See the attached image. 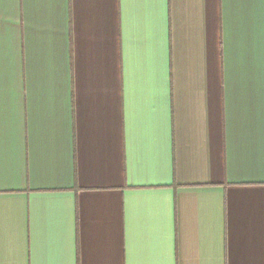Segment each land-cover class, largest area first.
Returning a JSON list of instances; mask_svg holds the SVG:
<instances>
[{
  "label": "crops",
  "instance_id": "1",
  "mask_svg": "<svg viewBox=\"0 0 264 264\" xmlns=\"http://www.w3.org/2000/svg\"><path fill=\"white\" fill-rule=\"evenodd\" d=\"M0 264H264V0H0Z\"/></svg>",
  "mask_w": 264,
  "mask_h": 264
}]
</instances>
